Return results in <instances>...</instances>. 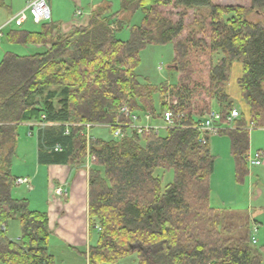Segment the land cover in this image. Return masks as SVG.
Listing matches in <instances>:
<instances>
[{
  "label": "trees",
  "instance_id": "1",
  "mask_svg": "<svg viewBox=\"0 0 264 264\" xmlns=\"http://www.w3.org/2000/svg\"><path fill=\"white\" fill-rule=\"evenodd\" d=\"M121 0L120 10H92L86 26L67 34L54 25L38 33L16 31L13 43L50 44L43 53H6L0 61V264H54L47 247L51 231L45 212L29 209L11 192V160L19 124L46 125L38 143V162L88 168V225L97 240L85 257L88 264H117L136 256L137 264H260L252 244L251 221L244 211L209 205L214 159L193 116L213 103L225 118L233 105L225 93L234 61L242 65L238 86L249 107V125L264 128V24L253 23L252 11L264 17V0ZM142 14L127 41L116 39L115 18ZM122 20L116 27H121ZM148 44H173L174 85L141 84L136 75L139 52ZM159 95V111L153 93ZM36 97L42 98L41 102ZM181 114L180 127L165 134H130L121 140H87L84 124L114 130L127 119L120 113ZM69 125L68 134L65 127ZM244 119L218 134L230 141L235 181L247 178L249 132ZM59 145L60 152L53 151ZM172 170L162 187L156 171ZM17 219L20 241L2 227Z\"/></svg>",
  "mask_w": 264,
  "mask_h": 264
},
{
  "label": "crops",
  "instance_id": "2",
  "mask_svg": "<svg viewBox=\"0 0 264 264\" xmlns=\"http://www.w3.org/2000/svg\"><path fill=\"white\" fill-rule=\"evenodd\" d=\"M29 2L28 0H0V27L7 24L19 12L25 9ZM48 2L50 5V16L47 21L40 24L32 22V24L28 26H26V21L23 25L26 27L20 30L9 29V24L4 30L9 29V34L16 31L38 33L41 30V25L51 24L56 28L52 31L53 36L57 31L60 34H67L74 27L86 26L92 10L99 6V3L97 4L95 0H90L88 3H84L85 1L82 0H48ZM75 3H77V6ZM83 4H87V8L82 9L81 6ZM77 10L82 12V17L76 16ZM49 47L50 44L41 43H28L24 45L26 50L34 51V54L43 53ZM213 106L218 107L216 103H213ZM232 108L235 107L233 106ZM153 123L158 122L154 121ZM21 125L28 128V134L30 136L35 135L36 141L33 144L32 151L23 155L25 156L23 160L17 158L18 168H16V166L13 168L16 176L12 174L11 176L13 179H28L29 185H23L25 193H17L13 198L25 199L28 202L30 210L45 212L47 214L48 227L51 231L48 246L54 239V241L64 244L75 251L83 250L86 254L88 249L93 246L97 240V236L93 235V231L89 230L88 225L87 176L90 158L87 157L84 163L78 167L53 163H39L38 143L39 138L43 135V128L46 127V125L37 121L21 123L18 126ZM97 126L105 127L110 130L108 126ZM68 127L69 125H66L64 131L65 135L68 134ZM91 128L87 132L88 136L91 139H99L91 135ZM248 132V157H252L254 154H260L262 162L261 165L255 166L257 167L256 170H253L255 168H248L249 174L241 186H238L235 181L234 163L230 154V141L228 137L219 134V136L210 139L209 151L214 159V163L213 172L209 179V205L214 209H230L246 212L251 221V229L255 228L257 231L259 223L256 218L257 213H260L261 210L264 209V192L260 189H257L256 193L254 192V181L252 177L253 171H255L257 173L255 176L257 181L260 182V180H262V182H264V128H252L251 130L248 129ZM258 137L260 141L257 140ZM261 138H263V140H261ZM53 151L60 152V146H54ZM15 187H17L15 189L19 192V187L22 186ZM57 189L63 191L62 195L58 196L56 194ZM240 189H244L247 192V195L244 194L245 199L243 200L240 199ZM245 202L247 208L243 209L242 205L245 204ZM250 212H252V220L249 215ZM12 221L14 222L15 219ZM10 222L5 228L3 227L5 234L9 231ZM8 238L11 241H20L19 223L18 226H16V230H14V236ZM120 263H125V261L122 260Z\"/></svg>",
  "mask_w": 264,
  "mask_h": 264
},
{
  "label": "rangeland",
  "instance_id": "3",
  "mask_svg": "<svg viewBox=\"0 0 264 264\" xmlns=\"http://www.w3.org/2000/svg\"><path fill=\"white\" fill-rule=\"evenodd\" d=\"M33 1V0H28ZM85 1L84 3L90 2V0H82ZM97 4L99 3L100 7L109 6L111 14H115L120 10L121 6V0H95ZM95 2V3H96ZM238 0H217L216 3H219L221 5H230V4H236ZM77 6V3H75ZM74 4V5H75ZM96 4V5H97ZM73 5V4H72ZM87 4H83L81 7L82 9L87 8ZM97 6V7H99ZM74 7V6H73ZM77 8V7H76ZM248 20L256 23L260 22L261 24H264V17L260 16L259 14L255 12H251L247 16ZM122 20L123 24L121 27H116L117 22ZM115 23L114 28L115 32L114 35L116 39L121 41H127L130 38V30L133 27L139 26L142 23V14L140 12H135L131 16H119L112 21ZM28 26L29 24H32L31 19L27 20L26 23ZM25 26V27H26ZM24 26L17 28L14 26L13 23L9 25V29H16L20 30ZM24 27V28H25ZM3 31V37L0 38V61L4 57L6 53H14L16 55L24 56V55H32L35 52L26 50L24 48V45L13 43L9 38L8 30ZM139 57V64L136 68V75L138 77V80L141 84H146L151 86L152 88H158L162 84H169L174 85L177 83V74L175 71H173V58H174V50H173V44H164V45H156V44H148L146 45L138 54ZM242 76V65L239 61H234L230 73L228 82L225 85V93L228 95L230 102L235 107V109L241 114V117L239 120L244 119L247 123L246 128L251 130L253 127H251L248 123L249 121V107L245 103L241 90L238 86V79H240ZM38 102H41L42 98L36 97L35 99ZM153 106L156 110V112L159 111V95L157 91L153 93ZM214 109L219 110L218 107L212 106ZM160 124V122H159ZM110 129V127H108ZM222 129H228L230 127L224 126L221 127ZM91 135L96 136L99 139H102L104 141L112 140L114 139L112 137V133L110 130H108L105 127H99L94 126L91 128ZM165 134V130H160V135ZM219 136V134H211L209 135V142L212 137ZM258 141L259 137L257 138ZM263 140V138H261ZM36 141V137L30 136L28 134V128L26 126H18L16 130V144L14 149V154L11 160V174L13 176H16L15 170L13 169L15 166L17 167V158L19 160H23L24 154H27L28 152L32 151L33 144ZM90 166V165H89ZM247 168H255L253 170H256L257 167L250 165L247 163ZM257 173L253 171V183H254V192L256 193L257 189H260L262 192H264V182L262 180L257 181L256 176ZM156 176H158L161 179L162 187L167 185L168 183H171L174 178V174L172 170L162 171L157 170ZM237 184V183H236ZM238 185V184H237ZM241 186V185H238ZM17 187L13 186L11 195L14 197L17 193H25L24 186L19 187V192ZM241 188V187H240ZM240 199H245L244 194L247 195V192L244 189H240ZM243 209L247 208L246 202L242 205ZM245 207V208H244ZM252 212L249 213L251 220L253 219L251 216ZM257 222L259 223L257 227V231L254 233L252 230L251 234L254 235L256 243L254 247L259 251L261 255L260 264H264V209L261 210L260 213H257ZM16 226H18V221L15 219V221L10 222V228L8 233L6 234L7 237H13L14 236V230H16ZM14 229V230H13ZM90 230V229H89ZM98 228L95 226L93 228V235L97 236ZM85 251L78 250L75 251L73 249L68 248L66 245L58 243L57 241H51L50 245L48 246V254L52 255L54 257V264H87V259L85 257ZM125 263L118 262L117 264H137L136 256H132L130 258L124 259Z\"/></svg>",
  "mask_w": 264,
  "mask_h": 264
},
{
  "label": "built area",
  "instance_id": "4",
  "mask_svg": "<svg viewBox=\"0 0 264 264\" xmlns=\"http://www.w3.org/2000/svg\"><path fill=\"white\" fill-rule=\"evenodd\" d=\"M49 16L50 5L48 0L30 1L25 9L19 12L7 24L0 27V37L3 36V30L11 23H13L15 27L20 28L29 19H31V21L35 24H40L47 21ZM76 16L82 17L83 14L80 10H77ZM120 113L125 116L127 123H120L114 130H112V137L114 140H121L127 136H130V134H136L139 137L149 133L160 135V130H168L181 126L179 123L181 121L182 115L175 114L169 108L163 110L157 120H154L149 114L146 113H132L129 111L126 105H123L120 108ZM240 117L241 114L235 108H232L225 118H222L219 110L211 108L209 111L204 112L203 115L193 116V128L201 134L199 137V142L201 144H206L207 141L203 137V134H218L220 130H223L221 127L224 126L230 127L229 129L234 128L235 123L239 121ZM154 121H157L158 123H153ZM90 128V124H84L83 131L81 133L88 141L91 140L87 134ZM261 162L262 159L260 154H254L252 157L247 158V163L252 166H259L261 165ZM13 185L27 186L29 185V180L26 178H15L13 179ZM62 193L63 191L61 189H57L56 194L58 196L62 195ZM2 230H4L3 227ZM252 231L255 233L256 229L252 228ZM251 241L252 244L255 245L256 240L254 235H252Z\"/></svg>",
  "mask_w": 264,
  "mask_h": 264
}]
</instances>
